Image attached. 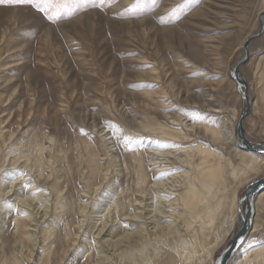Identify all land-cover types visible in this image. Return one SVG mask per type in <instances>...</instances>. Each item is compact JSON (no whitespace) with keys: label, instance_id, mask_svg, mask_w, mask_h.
Listing matches in <instances>:
<instances>
[{"label":"rangeland","instance_id":"374dc122","mask_svg":"<svg viewBox=\"0 0 264 264\" xmlns=\"http://www.w3.org/2000/svg\"><path fill=\"white\" fill-rule=\"evenodd\" d=\"M35 3L0 0V264H129L121 253H105L98 262L94 236L101 226L86 221L81 207L90 203L97 217L111 216L103 238L130 232L127 218L116 223L114 211L138 198L135 154L149 186L190 173L188 163L201 158L196 145L225 154L231 171L242 167L229 139L245 105L229 70L243 54V40L257 33L264 0H54L47 11ZM250 47L241 68L252 104L244 131L264 145V31ZM155 125L181 134H158ZM34 138L40 166L28 165L23 155ZM263 175L264 167L228 176L218 189L224 207L211 212L208 227L195 220L186 230L176 219L177 235L159 231L164 238L136 249L141 256L130 264H212L237 231V199ZM22 185L28 187L20 195ZM56 187L68 208L54 236L44 237V221L56 219ZM152 196L143 204L161 206ZM26 197H37L29 216L48 207L45 220L36 224L23 216L19 201ZM255 200L256 227L229 264H263L256 254L264 253V195ZM135 210L130 205L126 215ZM22 231L31 237L22 241ZM125 249L122 256L135 248Z\"/></svg>","mask_w":264,"mask_h":264},{"label":"bare ground","instance_id":"6f19581e","mask_svg":"<svg viewBox=\"0 0 264 264\" xmlns=\"http://www.w3.org/2000/svg\"><path fill=\"white\" fill-rule=\"evenodd\" d=\"M260 12H262V10ZM259 13L257 14V16L259 15ZM256 21L258 23V18ZM263 26H264V21H263ZM254 34H256V32L250 33V35H254ZM256 40H252L251 42L256 41ZM243 42L241 44L242 52H243V47H242ZM251 42L248 45L250 57H251V47H250ZM241 68H240V73H241ZM243 79L245 80L244 76H243ZM246 85H247V90H248L249 87H248L247 82H246ZM235 89H236V84H235ZM248 98L250 99L249 90H248ZM250 104H251V99H250ZM251 110H252V104H251ZM152 129L156 133L161 134V135L164 134L168 136H173V135L178 136L181 134L180 131L170 130L167 127H164V126L162 127L159 125L153 126ZM243 129H244V124H243ZM230 134H231L230 139H229L230 144L235 148V150H238L240 152V154H238L237 156V161L241 164L242 167L238 171H235L233 169L232 171L230 170V167L232 166V162H230V160L225 154H222V153L219 154L218 152H214L211 149H208V148L206 149L200 145H196L193 147V149L195 153L200 155L201 158L198 163H194V162L188 163L191 166L190 173L179 174L178 176L170 175L166 177L167 179L164 180L165 183L163 181H155L151 184V186H149L148 180H146V172L142 165V160L140 156L138 154H135V156H132L134 165H136V170H135L136 194L138 195V198L135 200H131L130 203L129 202L121 203L119 205V208L121 209V211L120 209L115 208L116 210L114 211V214L116 215L115 217L117 218L116 223H119L120 218L125 216L127 218L126 220L131 224L133 229L132 230L130 229L131 230V231L129 230L130 232H127V230H123L121 233L117 232V233L108 235L107 238H103L102 236L106 234V230L110 223L111 216L110 215L106 216L104 214V215H100L99 217H97L95 210H94L96 206L92 207L90 203L83 204V207H81L80 209L81 212L84 213L86 221L91 220L93 224L97 223L98 221L101 226V228L97 230L94 236L98 240V244H99L98 250H97V252L99 253L98 262L100 261L99 263H102L105 260L106 258V255H104L105 253H111L110 256L111 255L115 256L116 254L121 253L120 255L121 259H123V257H126L127 263L129 264L130 262L135 263L137 261V258L141 256L137 253L136 249L138 250V248H144L145 246H147V244L150 241H152V239L160 240L161 238L162 239L164 238L162 236L163 232H159V231L165 232L167 230V231H170V233H172L173 235L174 234L177 235V230H176V225H175L176 219L177 220L181 219V222L184 225L183 227L186 230L191 227L193 221L195 220L199 221L201 229H205L206 227H208L209 224L212 223L211 221L212 217L210 216L211 212L214 214L220 213L224 207L225 198L218 192V189L224 188V183L226 182V180H228V176L233 177V176H237L238 174L239 177H245L246 174H250L251 172L260 171L264 167V159H263L264 156L242 150L241 148L237 146V141L235 138L236 135L234 136L232 133ZM234 134H235V130H234ZM245 138L247 139L246 133H245ZM40 151H41V148L39 145V140L34 138L29 143V145L24 148V151H23V155L26 156V163L30 166H34V165L40 166L42 164V160L40 158V155H41ZM168 153L169 152L159 153V155L164 156V154H168ZM156 160L157 159H155V161ZM93 170L94 169L92 167L90 169L88 181L92 180L93 177L95 176V173L93 172ZM240 181H242V178H240ZM182 182H185V183H182ZM2 183L3 181L0 179V195L3 194V192H1L2 185H3ZM96 185L97 183H93V184H90V187L92 189H97ZM107 187L109 186L107 185ZM59 191L60 189L58 187L54 189L56 201L54 203L52 211L54 212L56 219L55 218H52L51 220L46 219L50 213V211L48 210V207H45V208L36 207L35 215L37 214L38 216H36V218H35V215L29 216V214L26 211L34 207L37 197L36 198L26 197V198H22L21 201L18 200L20 211L21 212L24 211L23 216H26L27 220L36 222L37 224V222L43 221L46 219L44 221V224L46 226L45 232L43 233L44 237H48L51 235L54 236L56 232V226H55L56 220L59 218L60 214L65 212V210H67L68 208L66 199L64 200V198L62 197ZM161 192L166 193L167 197L159 194ZM87 193L88 192L85 191V194ZM152 194L156 196L155 198L158 200L159 205H161V206H158V208L150 209L148 204H143L145 200H148L147 202H150L151 197H153ZM261 195H264V190L258 193L257 195H255L253 198L254 206H253V214H252V224L249 229V232L247 233L248 234L247 237L245 238L243 243H241V245L239 246L238 251L240 250L242 245L246 243L252 231L256 227V224L254 223L255 219H253V216H255L254 211L256 212L255 204L257 200H255V198L257 199V197ZM234 198H235V194L233 195V199ZM236 204H237V212H238L240 205H238V201L236 202ZM130 205L134 208L136 207V210H135L136 212L130 215H126L128 213L127 212L128 207ZM151 206H152V203H151ZM84 207L85 208L89 207L87 209L88 211H86ZM177 208L179 209L181 208L182 210L181 214L178 213L179 215H177V212L175 213L174 211ZM4 209H5V206L0 207V210L4 211ZM242 210H243V205H242ZM91 214L92 215L95 214L93 218ZM183 216H187V217L183 218ZM96 217L98 219H96ZM166 217H168L169 220L173 219L174 221L167 222L168 221L167 220L166 223H163L161 219L166 218ZM138 222L143 223V225L140 226ZM84 226L85 225L81 224L80 226H78V228L80 229V228H83ZM110 228L112 230H115V228L111 226ZM28 237H31L30 233L22 231L21 233L22 241H24ZM129 244H132V247L135 249L130 252L127 251L128 253H126V256H122V254L124 255L125 253V250H126L125 248L127 246L129 247ZM104 247L107 248V252L103 251ZM258 256L261 258V262L264 264V253L260 255V252H258L256 254V258ZM107 259L109 258L107 257ZM249 264H252V263H249Z\"/></svg>","mask_w":264,"mask_h":264},{"label":"water","instance_id":"95a60500","mask_svg":"<svg viewBox=\"0 0 264 264\" xmlns=\"http://www.w3.org/2000/svg\"><path fill=\"white\" fill-rule=\"evenodd\" d=\"M258 18V30L254 35L248 36L243 42V54L242 57L237 60L229 70V76L236 84V90L241 97L242 102L245 105L244 110L239 114L238 120L235 126V138L237 141V146L244 151L252 152L257 155L264 156V145L261 143L253 142L245 138V133L243 129L245 118L249 116L251 112L250 99L248 98V90L245 80L240 73V68L247 64L249 59V43L252 40L259 39L263 34V21H264V11L260 12L257 16ZM264 190V175L261 178L251 181L244 189L243 195L238 199V215L237 220V231L232 235L230 241L224 246L223 250L215 258L213 264H228L231 258L238 251L239 246L245 238L252 224V214H253V198L255 195ZM243 205V210H242Z\"/></svg>","mask_w":264,"mask_h":264},{"label":"snow or ice","instance_id":"6c2138e0","mask_svg":"<svg viewBox=\"0 0 264 264\" xmlns=\"http://www.w3.org/2000/svg\"><path fill=\"white\" fill-rule=\"evenodd\" d=\"M18 2H22V0H18ZM191 0H185V3H190ZM35 7L39 8L41 11H47L49 8L54 7V0H36V3L34 5ZM140 4L137 3L135 5V7H139ZM164 175V174H161ZM3 177L8 178V180H10L12 178V174L10 172H5L3 173ZM8 180H6L5 182L7 183ZM22 190L20 191V195L24 194V191L27 189V185H22ZM3 203L8 204V201L5 200ZM10 206V205H9Z\"/></svg>","mask_w":264,"mask_h":264}]
</instances>
